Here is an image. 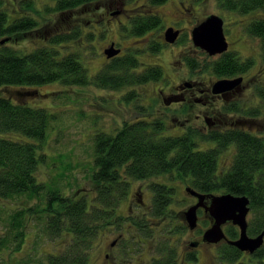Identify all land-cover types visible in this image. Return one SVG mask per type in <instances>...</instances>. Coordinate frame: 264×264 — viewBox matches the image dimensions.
<instances>
[{
  "label": "trees",
  "instance_id": "1",
  "mask_svg": "<svg viewBox=\"0 0 264 264\" xmlns=\"http://www.w3.org/2000/svg\"><path fill=\"white\" fill-rule=\"evenodd\" d=\"M100 1L54 0L51 12H92ZM147 1L151 7L166 0ZM26 2L29 1L23 2L24 7L31 6L30 2L25 5ZM217 3L221 8L241 14L264 9V0H217ZM150 13H139L131 18V36L145 40L148 32L161 25V16ZM35 26L37 21L32 17L9 20L8 14L0 9V41L30 32ZM81 30L82 27L77 26L68 32L51 33L46 45L30 51L16 50L0 43V88H11L4 94L0 93V199L10 200L17 196L37 198L40 194L45 197L40 210L22 208L11 214L8 228L12 232L8 236H0V250L13 242V252L22 253L19 256L21 261L17 260L14 264H93L91 254L100 229L103 230L116 217V208L127 196L130 180H152L160 175L189 179L192 186L203 193L247 196L250 208L247 234L258 235L264 229V138L236 129L225 130L220 135L217 131L202 132L191 126L180 134L173 132L165 135L167 124L161 117L154 116L152 104L139 107L144 113L142 117L122 123L111 133L105 130L94 132L91 137V160L84 162L93 196L85 193L71 198L63 194V189L60 191L58 184L71 166L70 163L63 164L62 155L57 156L60 164L54 168L63 170L59 175L60 180L56 179L54 183L57 190H44V183L47 182L37 179L36 171L40 165L47 163L46 155L50 156L42 150V144L52 115L45 108L30 106L19 97L16 99L15 95L34 96L36 86L43 84H93L109 90L129 88L123 98L127 102H134L140 99L135 85L158 82L163 78L161 64L143 67L135 52L104 62L91 77L78 52H64L57 47L80 35ZM246 32L259 39L260 49L264 53V17L251 20ZM149 46V52L156 53L160 49L159 44ZM186 64L191 70L196 68L195 61L190 60ZM208 64L211 74L223 78L251 68L254 58L242 60L230 52ZM11 133L19 137L9 136ZM212 141L215 148L210 149L211 145L199 148L198 143ZM231 144L235 147L231 165L226 170H219L217 166L223 151ZM150 188L154 193L150 216L158 218L163 213H173L170 209L174 201L169 195L171 189L158 184ZM37 212L45 219V234L53 241L63 238L55 248L49 245L50 250H44L43 253L47 255L44 262L30 256L23 261V257L30 252L29 246L23 245V229L28 216ZM223 229L229 240L238 237L237 226L228 224ZM58 246L62 248L58 250ZM263 246L245 256L246 252L223 241L217 252L218 259L225 264H264Z\"/></svg>",
  "mask_w": 264,
  "mask_h": 264
},
{
  "label": "rangeland",
  "instance_id": "2",
  "mask_svg": "<svg viewBox=\"0 0 264 264\" xmlns=\"http://www.w3.org/2000/svg\"><path fill=\"white\" fill-rule=\"evenodd\" d=\"M25 1L31 3V6H27L29 8L23 6V2ZM53 1L0 0V9L8 14L9 20L23 16L32 17L37 21V26L32 31L17 37H9L1 44H6L16 50L30 51L46 45L51 33L68 32L77 26H81L80 35L68 42L59 44L57 47L64 52H78L91 77L107 61L103 50L109 47L110 41H117L123 48L122 55L135 52L139 57L141 66L146 67L155 63L161 64L163 78L158 82L135 85V92L139 94L140 99L134 102H127L123 98L129 88L109 90L97 88L93 84H43L36 86L34 90L36 94L34 96H27L25 94L15 95L16 99L19 97V100L26 102L30 106L45 108L52 115L45 141L42 144V150L50 156L46 155L47 163L40 165L36 171L37 179L47 182L44 183V190L47 192L57 190L54 183L56 179H59V175L63 170H59L60 167H57L58 170L54 168L56 164H60L57 156L62 155L63 164L70 163L71 166L69 167V171L66 170L67 174L65 178L59 179L60 184H58V188L61 189L60 191L62 192L63 189V194L71 198H78L85 193L93 196L94 192L90 177L88 174H85L84 170V162L90 161L93 153L91 137L95 134V131L105 130L111 133L122 123L139 119L144 115L143 111L139 110V107L153 105L154 116L161 117L165 124H167V130L164 131L165 135H171V133H177L181 130L178 127L180 126L178 122L184 123L186 116L188 117L189 110L182 109L184 105L182 106L180 102H177L178 99H173L169 96L172 93H176V90L172 86L176 84V76L178 75H181V78L195 79L203 83L206 82V84L208 83L207 79L212 78V74L208 69V63L216 59V57H212L213 55H209L195 46L190 33L192 27L200 23L208 15L216 14L223 19L224 33L228 35V39L231 41L230 47L235 46L242 58L253 57L255 59V64L249 72L247 83L256 76L260 78L261 76L264 77V63L262 62L263 68L260 71H263V73H261L258 71L259 62H257L256 56L260 51V42L258 39L249 36L246 32V26L251 20L264 17V9H257L246 14H241L221 8L217 0H166L161 4L151 7L148 6L149 2L147 0H101L96 10L92 12L86 13L80 11L54 14L51 12ZM29 2H26L25 5ZM179 2H182L183 7L186 9V11L182 10V14L179 13L181 11ZM144 12L159 14L161 16V25L148 32L145 35V40H139L138 37L129 34V25L131 18ZM170 20L177 21L176 26L182 32L179 42L176 40L171 45L167 44L169 42L163 43L162 39V32L165 31ZM151 44H159L160 49L156 53L149 52L147 48L149 49V45ZM184 57L195 61L196 68L191 70L183 62ZM180 59L182 63L179 62ZM137 70L139 69L137 68ZM260 82L264 84V80L260 79ZM10 89L8 87L0 88V93L4 94ZM158 89L161 90L158 92ZM19 90L24 91L23 88H19ZM170 90L171 93L169 92ZM243 94L242 100L247 106L254 105V102L257 101L255 96L251 95V92L248 90L244 91ZM164 99L168 101L164 103ZM210 103L211 101L205 105L203 101L197 100L194 103V112L190 114V122L184 124L185 128L191 126L198 128L202 132H206L208 127L201 111L208 109ZM213 105L217 107L221 106L222 114L225 112V108L221 105L220 100L213 99ZM229 113L228 116L222 118V121L230 122L238 118L239 115H246L242 112L238 113V115H231L232 112L230 111ZM196 115H198L197 118ZM242 116H239V118ZM257 117L258 115L256 114V116L250 118H253L257 122L263 121V119H258ZM256 130L254 134L259 135L260 129ZM8 135L15 138L19 137L15 133ZM211 144L210 142L209 145ZM198 145L199 148H203L207 143H198ZM222 155L219 163L225 159L224 154ZM75 162H79V164ZM169 178V176H160L158 179L168 181ZM177 194L178 192H176ZM40 195L37 198L17 196L10 200L0 199V236L11 234L12 231L8 226L10 225L12 213L22 208H33L34 211L42 208L41 205L44 204L45 197L42 194ZM176 197L178 198V196ZM181 207L182 205L180 204L178 208H175L178 211ZM37 213L28 216L23 229L25 236L23 245L24 247L29 246L30 249V255L27 253L28 256H24L23 261L30 256L35 260L44 262L47 257L43 253L44 250H50L49 245L55 248L56 243L61 242L63 238L61 237L53 241L47 236L44 232L45 219L40 215L41 213ZM248 218H250V214ZM105 230L108 232V229ZM196 233L197 231L191 235H195ZM188 237H190L189 233L186 232H182L178 236L177 239L179 240L177 242L181 243L179 247L183 248L185 242L182 240ZM66 239H68L67 236ZM107 241L108 236L104 235L97 244L99 247L96 248L94 245L91 254L93 264L104 262L102 253L106 250L104 247ZM12 243L9 242L8 245L0 250V264H14L17 260H20L19 256L22 253L13 252L14 246ZM46 244L47 246H45ZM221 244L222 242L210 247L205 245L203 249H199L197 264H225L218 258L214 262L210 259L213 250L217 253ZM61 248V246H58V250ZM136 248L138 251L135 250L132 252V257H129L130 263L122 262V264H143V260L147 258L146 246L145 248L138 246ZM246 255L251 254L246 252Z\"/></svg>",
  "mask_w": 264,
  "mask_h": 264
},
{
  "label": "flooded vegetation",
  "instance_id": "3",
  "mask_svg": "<svg viewBox=\"0 0 264 264\" xmlns=\"http://www.w3.org/2000/svg\"><path fill=\"white\" fill-rule=\"evenodd\" d=\"M179 7L181 9V11H179L180 14H182V10L186 11L182 2H179ZM176 23L177 21L170 20L166 28L172 27L173 29L178 30V37L176 40L179 42L182 32L180 28H177ZM225 37L228 44L227 50L221 54H215L212 57H216L217 59L222 54L231 52L242 60L248 58H242L235 46L230 47L231 41H229L228 35H225ZM138 38L139 40L144 39L143 37ZM162 39L163 43H167L164 40V32H162ZM176 40L174 42H176ZM112 43H114L115 47L120 49V52L116 56H122L123 48L120 46V43L117 41H110V44ZM172 43L167 44L171 45ZM116 56L110 58L105 56L107 59L106 62ZM256 56L258 59L257 62H259L258 71H260L263 68L262 62L264 63V53L261 51V49L259 53L256 54ZM183 59L185 64L186 62H190V60H192L186 57ZM179 62L182 63L181 59ZM253 66L238 75L223 77L228 79L240 77L241 81L239 84L232 85L227 90L220 92H214L213 83L221 78L215 77L213 74L211 79H207V84L206 82L203 83L195 79L190 80L187 78H181V75L176 76L177 82L172 86L173 89L176 90V93H172L169 97L178 99L177 102H180L182 106L184 105V109L189 110L188 117L186 116L184 123L178 122L180 124L178 127H180L181 130H179L177 133L180 134L186 130L184 124L190 122V114L194 112V103L199 100L203 101L205 105H207V102L211 101L209 108L201 111L204 121L208 127L206 132L217 131L221 135L225 132V130L236 129L241 132L251 133L259 138H264V84L263 82H260V79L264 80V77L261 76L260 78L256 76L247 83L249 72ZM260 72L263 73V71ZM160 90L161 89H158V92ZM246 90L251 92V95L255 96L257 99V101L254 102V105L247 106L246 103L243 102V92ZM169 92L171 93V90ZM213 99H218L221 101V105H223L225 108V112L223 114L221 113V106L217 107L216 105H213ZM167 101V99H164V103ZM229 111L232 112L231 115H238V113L242 112L247 116L244 114L245 116L239 115L242 117L239 118L238 116V118L231 120L230 122L222 121L223 117H226L228 114H230ZM253 113L255 115H252ZM256 114L258 115V119H263L262 122H257L254 121L253 118H250L252 116H256ZM197 116L198 115H196V118ZM256 129H260L259 135L254 134V132L256 133L257 131ZM211 143L212 147H210V149L215 148L214 141ZM207 145H209V143H207ZM234 149V144H231L223 151L225 159L218 163L217 168L219 170H226L230 167L233 160ZM160 176L168 177L167 175ZM160 176L155 177L152 180H130V187L127 192V196L116 208V217L112 218L110 222H108V225L103 228V230L100 229L96 248L99 247L97 244L102 236H108V241L104 247L106 250H104L102 253L104 262H99V264H122V262L130 263L129 257H132V252L137 250V246L140 248H145L146 246L145 250L147 258L143 260V264H197L199 259V249H203L205 245L210 247L224 241L221 240L217 243H210L203 240V232L211 225L213 221L208 209H205L204 206H199L196 209V226L194 228H190L189 223L186 220L185 212L190 206L198 202V198L194 194L190 193L187 188L199 192L192 186L190 180H182L178 177L171 178L169 176L170 178L168 181H164L158 179ZM154 184L166 185L171 189L172 192H169V195L174 201L172 202L170 209L173 211V213H169L167 215L163 213L158 218L150 216L149 212L151 201L154 196V193L150 187ZM176 192H178L177 195ZM203 194L205 197L202 202L206 207H208L210 205V196L212 194ZM176 196H178V198ZM180 204L182 207L177 211L176 208H178V205ZM249 214L250 212L247 214V223ZM228 224H231V222L225 223L223 227ZM105 229H108L109 233ZM195 231H197V233L195 235H191ZM182 232L189 233L190 236L187 239L182 240L185 242L183 248L179 247L181 243L177 242L179 240L177 238ZM216 258H218V254L213 250L210 259L212 262H214Z\"/></svg>",
  "mask_w": 264,
  "mask_h": 264
},
{
  "label": "water",
  "instance_id": "4",
  "mask_svg": "<svg viewBox=\"0 0 264 264\" xmlns=\"http://www.w3.org/2000/svg\"><path fill=\"white\" fill-rule=\"evenodd\" d=\"M177 37L178 30L172 27L165 29L164 39L166 42L172 43ZM6 39H2L0 43H4ZM191 39L195 46L209 55L221 54L228 47L224 34L223 19L216 14L208 15L204 20L195 25L191 29ZM103 52L107 58H110L116 56L120 52V49L112 43ZM240 81V77L232 79L221 78L213 83V90L214 92L227 90L230 86L239 84ZM187 190L198 198V202L190 206L185 212L190 228L196 226V209L199 206H204L205 209H208L213 220L211 225L203 232V240L210 243L224 240L228 244L235 246L238 250L249 254L262 246L264 229L256 236H249L247 234V214L250 210L247 196L231 193L212 194L210 196V205L206 207L202 202L205 197L203 193L196 192L190 188H187ZM227 222H231V224L238 228V237L234 240H229L225 235L223 225Z\"/></svg>",
  "mask_w": 264,
  "mask_h": 264
}]
</instances>
